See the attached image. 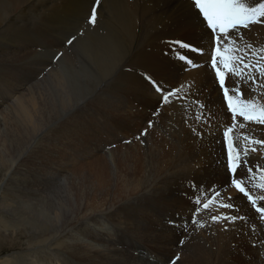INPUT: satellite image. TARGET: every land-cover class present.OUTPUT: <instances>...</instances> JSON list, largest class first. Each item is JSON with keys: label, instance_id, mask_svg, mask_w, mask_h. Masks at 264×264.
Returning a JSON list of instances; mask_svg holds the SVG:
<instances>
[{"label": "bare ground", "instance_id": "obj_1", "mask_svg": "<svg viewBox=\"0 0 264 264\" xmlns=\"http://www.w3.org/2000/svg\"><path fill=\"white\" fill-rule=\"evenodd\" d=\"M8 1L12 2L11 7H10L11 9H9V7L7 9L5 7L3 11L1 10V13L2 14L3 13H11V14H9L8 15L9 17H6L5 19L2 17L3 15L0 14V17L3 19V20H0V106H3L4 104H6L8 101L11 100V103L9 106L10 111L8 110V112H6V111H4V109L0 110V159H2V161L5 162V165L13 164L15 162V156H14L15 154L14 153L16 151L18 152L17 153L18 157H20L21 155L24 154L26 149H29L31 147L30 144L33 141H35L41 135L42 132L47 130L52 125L53 126L55 125L51 121L52 119L43 120L42 118H40V119H42V120H40L38 117L39 108H38V104L36 103V99L33 97L34 95H31V94L26 95V94H23L24 92H22L23 88H26L35 80V76L32 74H29L27 76V79L24 82L22 81L21 84L19 83L16 85L14 82L15 78L17 77L16 75L19 73H22V71H19V72H17V71L20 68H24V66L22 64L25 61L23 62V60L25 58L34 59L39 54V51L37 50L38 49L37 47L39 44H37L34 41L35 38L34 37L27 38V36L25 34L23 35V33H20V32L17 34L16 30H18L19 27H16L14 25L15 24L14 21H20V19H21V21L24 20L25 17L23 15L24 14L23 12L25 9H27L26 7L36 6L35 7V10H36V9H39L40 7L44 8V6H45L44 10H46L47 9L46 5L50 4L48 6L49 8L47 9V11H45L46 12V16L44 18L45 27L43 28L47 32H50V29H51L50 27L52 26L53 23H55V21H53V11L55 8H57V5L63 6L62 9H59L62 12L64 10L71 11L74 9V7H80V9H81L85 4L86 5L89 4V3H87V0H46L47 4H45V5H43V0H25L23 2L21 1L22 3L19 0H8ZM118 1H120V0H118ZM121 1H123L124 4L126 5V7L124 6V9L122 8V6H121V8L123 9L124 13H127L128 16H125L121 12H114L113 13L112 18L110 17L111 20H110L109 24L107 23L108 24V27H107L108 31L111 33L107 36L105 35L106 37L104 38L105 40H103L101 51L99 49L97 50V51H99V53H98V59H99V64H100L99 67L101 66V71L103 73H106L104 80L107 81L104 84V86H106V87L104 88V90L102 89L103 94L101 96L109 95V96L115 97V100L108 101L109 105L106 106L105 111L107 113H114L116 108H119L118 104H115V103H119V104L123 105L124 103L127 102V104L125 105L126 110L125 109L123 110L125 112V116L127 115L128 117L137 118V119L143 118V120L148 118V117L151 118V120L156 118L157 117L156 115H155V117H153V115H152L153 112L154 113L159 112V116H165L167 113V106H164L163 108H161L159 106L158 94L155 93V91L153 90L151 85L143 78L145 73H147L148 75H151L158 82H162L165 85V87H175L181 83H185L186 85H190V88L188 89L189 100H190V98L203 99L205 102H207V104H209L208 108H209V110H211V112L216 111L217 109H220L219 107H220L221 103H223V102H220V104H219L218 103L219 100H217V98L220 97V100H221L222 94L218 88L216 78L212 74V69L208 66V63H207V60H208L207 53L209 50V45L211 43L210 30H208L206 28V26L204 24H202L201 21L199 19H197L195 17V15L190 11L189 0H149L152 3L148 2L146 4H143V6H145V7H142V9H139V6L142 5V2H141L142 0L141 1L140 0H121ZM158 1H160V2H158ZM110 3H112V2H110ZM138 4H139V6H138ZM158 4H161L163 7L158 6ZM119 5H120V3H119ZM121 5H122V3H121ZM146 7H150L151 9H146ZM101 8H100L99 12L101 11ZM21 13H23V14H21ZM76 13H77V11H76ZM78 13H80V12H78ZM30 17H31V15H30ZM106 17H105V19L109 18V17H107V18ZM27 20H28V18H27ZM60 22H61V20H60ZM105 23H106V21H105ZM56 24H57V22H56ZM142 24H146V25L156 24L159 28L160 36L162 34L160 40L155 41V42H151L145 47L144 46L138 47L140 45L136 46V44L134 45V42H135L133 39L134 34L133 33L132 34L127 33L125 30H129L131 28L137 27V26L142 25ZM47 27H49V29ZM13 30H15V32ZM92 31H95V30H92ZM244 31H245L246 38L248 40L259 43V44H264V27L254 26L252 28L251 32H248L247 30H244ZM27 32H30V31L27 30ZM38 32L41 33L39 30H36V31L33 30L34 35L38 34ZM92 34H93V32H92ZM150 36H149V38H150ZM144 38H146V37H144ZM157 38H159V36ZM81 40H83V39H81ZM174 40H182L184 42L191 43L195 47L204 48L205 54L203 56H201L197 53L189 52L187 49H180L178 46L168 43V42L174 41ZM145 41H147V39ZM94 44H96V43H93V45ZM93 45H92V47H93ZM107 45H108V47H107ZM74 46H76V45H74ZM86 47H88V46H86ZM96 47H99V45ZM89 48H91V47H89ZM116 50H127V51L125 52L124 55H122L121 58H118L119 55L117 54ZM177 53L189 56L190 58L194 59L201 66L197 67V68L187 67L184 64V62L178 58ZM89 57H90V54H89ZM117 58L119 59L118 61H117ZM37 64H40V63H37ZM29 65H30V63H29ZM89 65L92 66L90 63H89ZM117 66L119 67V69L124 70V72L122 71L124 73V75L122 77V74H121V77L114 79L115 74H116V71H114V70H115V67H117ZM138 67H141V68H138ZM29 68H31V67H29ZM138 69L139 70L140 69H146L147 71L145 70L146 72L142 71L143 73H141V72H139ZM36 73H38V72H36ZM58 74H60L62 76L61 72ZM119 74H120V72H119ZM60 75H57V76L60 77ZM73 75H74V73H73ZM52 79H53V77H52ZM94 79H96V78H94ZM74 80H75V78H74ZM47 81H48V79H47ZM230 81H231V79H230ZM57 83H56V85H57ZM229 83H231V82H229ZM229 83H227V84H229ZM229 85H231V84H229ZM41 87H43V86H41ZM60 87H62V86L60 85ZM38 88H40V87H38ZM57 88H58V86H57ZM243 90H245L247 96L253 95L252 93L247 92V89H243ZM53 91H54V89H53ZM55 91H56V89H55ZM257 91L258 92H264V89H258ZM99 93H98V95H99ZM61 94H63V93H61ZM138 94L143 95V97H144V99L142 98L143 100H141L139 103H137V100H138L137 95ZM259 99L264 101V95L259 96ZM50 100H52V99H50ZM104 100H106V99H104ZM192 100H191V102H192ZM100 101H98V102L100 103ZM52 102H54V101H52ZM43 103L45 104V102H43ZM84 103H86V102H84ZM92 103H93V101H92ZM182 103H183V107H181L180 104H176V103L171 105V106H173L172 109L176 115H178V113L181 109L190 108V102L189 101H185ZM223 104H225V102ZM93 106H94V104H93ZM48 107H49V105H48ZM50 108H52V107H50ZM212 109H213V111H212ZM222 109H223V107H222ZM96 110H93L91 112V116L89 114L90 118H92L94 116L97 117L98 114L105 113V111L98 112V109H96ZM206 110H207V108H206ZM83 111H84L83 108L77 109V110H75V112H73L71 114V116L68 118V121H66L63 124L56 123L55 128H53L50 139L52 141L56 142L57 144L59 142L60 148H58L59 146L57 147L56 145L55 146L53 145L54 147L52 148L51 143H50V145L44 146V148L41 152L44 156L45 162L42 165H41L42 162L40 164L34 163L32 165L34 168L38 167V169H37L38 175H37V178L35 177L36 179H34V182H33V180L32 181H26V183L28 185H31L32 188H34V189H33V194L31 196H28L29 197L28 201L27 202L25 201V203H24V209L26 211V214H25L26 216L24 218H21L24 222H26L30 225L36 226L39 223L38 222L39 219H37L35 214L32 215V212H34L37 214V216H41L42 218H44L42 220L44 223L46 222V220L53 222L54 226H58L60 223H62V225H63L62 229L66 230L70 226V219H72V217L71 216L68 217L70 214L68 216H66L67 214H65V211L68 210L67 212H69L70 209H72V210H74V212L77 216L82 211L83 204H84L83 199H79V197H80L79 191L82 190L83 182H81L80 183L81 186H79V182L73 181L76 179V176H78V177L83 176L82 174H79L81 171L83 173V166H78V167L76 166V164H78L77 159L82 160L84 158L95 157L96 161L98 160V161L102 162L105 159V157H104L105 145H106V143H104V142H106L105 137H107L109 134L120 133V135H121V133H125V134L127 133L126 132L127 129L117 127L113 124V122L110 121L111 119H114L117 123H119L116 120V117H114L115 116L114 114H110L107 117L101 116L100 118H103V119L100 120V122L97 125L94 124V126L93 125H90V126L84 125L83 126V119L79 118L80 116H83V114H84ZM10 113L12 114V116L14 118L9 116ZM121 113H122V110H121ZM184 113L186 114V111ZM206 113H208V112H206ZM221 114H223V113L221 112ZM221 114H220V116H221ZM87 116H88V114H87ZM181 116H182V114H181ZM193 116H194V113H193ZM205 116H206V114H205ZM213 116H214V114H213ZM217 116H218V114H216V117ZM225 116H226V114H225ZM228 116H229V114H228ZM48 117H49V114H48L47 118ZM168 117H169V114H168ZM186 118L188 119V117H185V119ZM13 119H14V125L11 124V120H13ZM66 119H67V117H66ZM182 119H183V117H182ZM87 120H89V119H87ZM171 120H168V121H171ZM209 120H207V121L209 122ZM215 121H218V120H215ZM193 122H194V120L191 119L187 123L190 125ZM199 122H201V121H199ZM171 124H173V122L169 124V127ZM251 124L257 128L250 129L248 131V133H250L251 135H254L255 137L260 136L261 139L262 138L264 139V128H261L262 126H260V125H256L253 123H251ZM173 125H175V124H173ZM8 126H10V127H8ZM182 126H184V124ZM18 127H21L22 133H20V134L18 132H16V128H18ZM138 127H139V125H138ZM113 129H116L119 131H115ZM176 129H174V130H176ZM166 132H168V131H166ZM178 132H180V131H178ZM171 134L172 133H170V136H171ZM181 135L183 136L184 133L182 134V132H181ZM24 136H26V137L19 143V141ZM178 136H179V134H178ZM213 136H215V135L213 134ZM164 137H162V138H164ZM183 137H185V136H183ZM187 137H188V135H187ZM46 139H49V138H46ZM144 139H146V138H144ZM165 139H168V138H165ZM188 139H189V137H188ZM215 139H216V137H215ZM141 140H143V139H141ZM180 140H181V138H180ZM195 140L196 139H194L193 141H195ZM160 141H162V140H160ZM160 141H158V142L160 143ZM163 141H164V139H163ZM171 141H173V140H171ZM214 142H216V140ZM237 142L240 143V141H237ZM149 143H150V141H149ZM179 143H180V141H179ZM181 143H182V141H181ZM71 144H73V145H71ZM107 144H109V143H107ZM152 144H154V143H152ZM177 144H178V142H177ZM69 145H71L72 147ZM170 145H172V144H170ZM173 145H175V143ZM192 145H193V143H192ZM65 146H69V147H65ZM179 146H180V144H179ZM214 147H213V149L210 148V150H207L208 153L205 154V157L203 156L204 160H202V161L201 160H199V161L187 160L189 162L183 164V166H184L183 169L191 168L189 173H187V174L180 175L179 170H177V167L179 166V163H177V161H180L181 158L176 157V159H177L176 163L177 164H174V166H173L175 168V170L170 172V173H166V174L162 173L163 176L160 178V180L151 181L150 178H146L143 176L144 178H146V182H145L144 179H142V178L137 179L135 177L134 179H132L130 181V183H132L131 186L126 185L125 188H123V189L120 188L121 190L119 192H115L116 194L110 195L111 197H109V199L107 198L106 203H108L109 201L112 202L111 205L109 206V209L112 208L110 216L114 222L113 223L114 229L119 235H121L122 233H125L126 231L130 232V230L132 228L133 229H140V231H135V234H136V237L139 241V244H141L140 248H143V250H142L141 256L131 255L132 258L131 257L130 258H131L133 264H144V263L145 264H168V262H166L164 257L165 258L168 257V259H169L168 261H170V260H172L171 255H173L174 253H177V250H179V248L177 246V240H176L177 238H176L175 234L172 235L173 237L168 236V235L160 236L158 233H156L154 230H152L158 224L163 223V221H164V213H163L164 208H159V209L152 211L147 206V202L149 200L152 201V200H157L159 198H167L168 196L172 195L171 193L173 192L174 188H177L178 191L184 192L185 191L184 188L189 186V184H187V180L189 177L195 178V177L204 176L207 179H209L208 184H210V185L223 186V185H226L228 183L229 174L226 172V169H225L226 150H224L225 148H223L222 146L219 147L218 149H217V147L216 148H214ZM190 148H192V147H190ZM113 149H114V147H113ZM151 149H153V148L151 147ZM69 150H72V152L69 153ZM192 150L193 149H191L190 151H192ZM194 150H195V148H194ZM7 152L10 155L6 157ZM199 153H200V150H199ZM193 156H195V155L193 154ZM186 158H189V157H186ZM115 159H116V157H115ZM192 159H194V158H192ZM122 160H123V158H122ZM249 162H250V164H253V166L258 163L261 167H264V148L260 149V151L257 153H253L250 157ZM117 165H118V163H117ZM170 165H172V164H170ZM119 166H120V164H119ZM114 167H116V166H114ZM115 169H117V168H115ZM100 171L101 170H99V172ZM104 171H106V170H104ZM131 172H133V171H131ZM107 173H109V172H107ZM111 173H112V171H111ZM146 173H148V172H146ZM146 173H145V175H146ZM149 175L151 176V174H149ZM241 175H243V174H241ZM112 176H113L112 179L114 180L115 171L112 173ZM71 178H72V181H71ZM112 179L110 177H108V175L104 174L103 177H101L99 180V185H100L101 189L102 188L106 189L109 187L111 188ZM116 180H117V178H116ZM190 181H191V179H190ZM45 183L49 184V185H51V184L56 185L57 183H59V186L62 187L63 192L65 193V200L64 199L63 200L50 199V201H47L49 199H47V197H45L46 194H45V196H43V193L46 190L41 189V190H39V193H37L36 188L38 186L45 185ZM140 183H142L144 185L141 186ZM203 183H204V180H203ZM89 186H90V184H89ZM246 186L249 188V191L252 193L253 196L264 195V191L258 192L255 188H252L251 184L247 183V181H246ZM42 187L43 186H41V188ZM113 187H115V186H113ZM70 188L76 189V191L69 190ZM44 189H46V188L44 187ZM96 189H98V188H96ZM118 190H119V188H118ZM230 190H232V191H230ZM109 192H110V190H109ZM190 193H191V195H188L186 192L183 198L179 197V199H178L179 200L177 203L178 207L176 208V216H175L176 217L175 227H177V229H175V231L177 232L179 230V233L184 231V229H185L184 226H186V228H187L191 225L188 222L190 221L192 211L194 210V206L192 205L189 197L193 196V190L190 191ZM60 195H62V194H60ZM228 195L232 196V198H233L232 201H234L235 202L234 204L239 207V213H237L234 210H229V209H226V211L224 213H230L233 215H236V214L246 215L250 218L248 224L250 225V223H253L255 221L256 214H255L254 209L247 202L246 198H243L242 195L239 194L234 187H229L227 190V193H222V197H223L224 202H227V196ZM36 196L38 199L37 203L36 204L30 203V201L33 198H35ZM95 198H97V197H95ZM139 200L145 201L142 208L139 207V204H136L137 201H139ZM7 201H8V198L4 195L1 199V205L4 207L13 206V204L8 203ZM64 201L66 202L68 209H63L62 202H64ZM102 203H105V202H102ZM27 204H28V206H27ZM163 204H162V206H163ZM96 205H98V204H96ZM127 205H130L131 207H127ZM260 205H264V202H260L259 206ZM91 208H89V209H91ZM18 209H20L19 206L15 207L14 210L17 211ZM211 213H212V209H211ZM211 213H210V216H211ZM91 218H90V220H91ZM202 220L207 223L208 226L205 227V229L208 233V236L210 238H212V245L213 246L215 245L214 248H219V251H218L219 253H217V254L220 255V258L224 261V263H226L227 261H230V259H232L233 261L240 260L239 264H246V263L251 264V262H247V261L248 260L252 261V259L256 258L255 257L256 256L255 246L257 244L259 245L260 240H259V237L257 235H256L255 239L251 238L253 236V233H252V231L248 230L249 232H247L245 230V226H246L245 224H243L241 222H237L236 225H228L229 230L224 231V230H222V225L211 222L210 217L209 218H202ZM94 223H96V222L94 221ZM178 223H179V225H178ZM259 224H260V222H259ZM247 227L248 226H246V229H247ZM94 228H92L93 231H94ZM248 228H250V227H248ZM97 229L99 231V230H102L103 228L101 229L98 227ZM257 230H258V228H257ZM132 232H134V231H132ZM262 233H264V232H262ZM101 234L102 235L100 237H97L98 239L103 238L102 240H104L105 242L111 241V239L103 236L104 230H102ZM54 235L55 234L52 233L51 236H54ZM92 237H93V235H92ZM76 239L78 241L76 243L77 245L75 246V249H78L79 252L82 253L83 259L85 258V260L88 261V263L94 262L95 264H97V261H96L97 256L95 253H97V255H100L101 257L111 258V257L116 256V254H114V253H116L115 251H118L116 247L111 246L107 243L104 244V243H102L103 241H101L99 243H96V241H95L96 244L93 242H92L93 244L88 243V242H90V241H88L87 242L88 244H86L83 242L86 238L84 240L81 238H76ZM263 239H264V237H263ZM185 242H187V241H185ZM200 242H203V241H200ZM97 244L102 245V249L97 247L96 246ZM198 244H201V243H199V239H198ZM232 244L233 245L235 244V246L238 249H234ZM136 245H137V243H136ZM205 246H206V244H205ZM262 246H264V245H262ZM199 247H202V246H199ZM258 248H259V246H258ZM200 249L198 250V252L200 251ZM259 250H260V248H259ZM208 251H210V250H208ZM190 252L193 253V251H190ZM121 253H123V252H121ZM247 253H250V254L247 255ZM199 254L203 255L202 253H199ZM213 255L215 256V253ZM146 256H156L157 258H156V260H152L151 258H148ZM188 256H189V254H188ZM246 256H249V257L246 258ZM117 257H119V256H117ZM198 257H199V255H198ZM198 257H197V259L199 260ZM257 257H258V261L261 263L263 256L260 257L259 255H257ZM185 259H186V257H185ZM188 259L190 260V258H188ZM201 259L203 260V261H201V264H206L205 259L203 257H201ZM121 260H122V258H121ZM181 260H183V259H181ZM212 261H213V259H212ZM263 261H264V259H263ZM103 262H104V260H103ZM138 262H140V263H138ZM218 262L220 263V261H218ZM195 263H196V260H195ZM101 264H102V262H101ZM108 264H109V262H108ZM207 264H208V262H207ZM231 264H233V263H231ZM262 264H264V262Z\"/></svg>", "mask_w": 264, "mask_h": 264}, {"label": "rangeland", "instance_id": "obj_2", "mask_svg": "<svg viewBox=\"0 0 264 264\" xmlns=\"http://www.w3.org/2000/svg\"><path fill=\"white\" fill-rule=\"evenodd\" d=\"M19 1L23 2L25 0H19ZM110 2H112V3H110ZM141 2H142V5L139 6V4H138L139 9H142V7H145V6H143V4H146L150 1L149 0H142ZM158 2H160V1H158ZM87 3H89V4H87V5L85 4L84 5L85 7L83 6L81 9H80V7H74L73 6L74 7L73 10H71V11L64 10L65 12L64 11L61 12L59 10V9H62L63 6L57 5V8H55L53 11V21H55V23L52 22L53 24L50 27L51 28L50 32H47L46 30L43 29L45 27V24H44V18L46 16L45 11H47V9L49 8L48 6L50 4L46 5V7H47L46 10H44L45 6H44V8L40 7L39 9H36V10H35L36 6L26 7L27 9L24 10V12H23L24 14L21 13L25 17L24 20L21 21V19H20V21H14V23H15L14 25L16 27H19L18 30H16L17 34L20 32V33H23V35L25 34L27 36V38H29V37L35 38L34 41L37 44H39L37 47L39 54L34 59L25 58L23 60V62L25 61L22 64L24 66V68H20L17 71V72L22 71V73H19L16 75L17 77L15 78L14 82L16 85L19 83L21 84L22 81L24 82L27 79V76L29 74H32L35 76V80L29 86H27L26 88H23L22 92H24L23 94H26V95H30V94L34 95L33 97L36 99V103L38 104V108H39V112H38L39 119L40 118H42L43 120L52 119L51 121L55 125H56V123L63 124L66 121H68V118L71 116V114L73 112H75V110L83 108V110L85 112L83 111V113H84L83 116L79 117V118L83 119V126L84 125H86V126L93 125L94 126V124L97 125L100 122V120L103 119V118H100L101 116L107 117L110 114H114L115 115L114 117H116V120L119 123H117L114 119H111L110 121L113 122V124L117 127L127 129V131H126L127 133L126 134L121 133V135H120V133L109 134L107 137H105V140H106V142H104V143H106L105 153H104L105 159L102 162H100L98 160L96 161L95 157L84 158L82 160L77 159L78 164H76V166L77 167L83 166V173H82V171L79 173V174H82L83 176L82 177L76 176V179L73 181L79 182V186H81L80 183L83 182L82 190L79 191V196H80L79 199H83L84 204H83L82 211L77 216H76L74 210H72V209H70L69 212H67L68 210L65 211V214H67L66 216H68L70 214L68 217H70V216L72 217V219H70V226L66 230L62 229L63 228L62 223H60L58 226H54L53 222H51L49 220H46V222L44 223L42 221L44 218H42L41 216H37V214L34 212H32V215L35 214L37 219H39L38 220L39 223L36 226L30 225L21 219V218H24L26 216L25 215L26 211L24 209V203H25V201L26 202L28 201V199H29L28 196H31L33 194V189H34V188H32L31 185H28L26 183V181H32L33 180V182H34V179H36L37 175H38V171H37L38 167L34 168L32 165L34 163L40 164L41 162H42L41 163V165H42L45 162L44 156L41 152L43 150L44 146L50 145V143H51L52 148L55 145L57 147L59 146L58 148H60L59 142L57 144L56 142H54L50 139L53 128H55V125L54 126L52 125L47 130L42 132L41 135L35 141H33L30 144L31 147L29 149L25 150L23 155L18 157V154H17L18 152L16 151L14 153L15 154L14 155L15 156V162L13 164L5 165V162L2 161V159H0V264H95L94 262L88 263V261H86L85 258L83 259L82 253H80L78 249H75V246L77 245L76 243L78 241L76 238H81L83 240L86 238L83 241L86 244L92 243V242L95 243V241H96V243L103 241L102 243H104V244L107 243V244L117 248L118 251H115L116 253H114V254H116V256L111 257V258L101 257L100 255H97V253H95L97 256V260H96L97 264H101V262H102V264H108V262H109V264H119V263L120 264H129V263L133 264V262L131 260V258H132L131 255L141 256L142 250H143V248H140L141 244H139V241H138L136 234H135V231H140V229H133L132 228L130 230L131 233L129 231H126L125 233H122L121 235H119L114 229V225H113L114 222L110 216L112 208L109 209V206L111 205L112 202L109 201L108 203H106L107 198L109 199V197H111L110 195H114V194H116L115 192H119L121 190L120 188L123 189V188H125L126 185L131 186L132 183H130V181L132 179H134L135 177L137 179L142 178L145 180V182H146V178H150L151 181H158L163 176L162 173L166 174V173H170V172L174 171L175 168L173 166H174V164H177V163H179L177 170H179L180 175L187 174V173H189V171L191 169V168L183 169V167H184L183 164L189 162L187 160H190V161L201 160L202 161V160H204L205 154L208 153L207 150H210V148L213 149L214 146H215L214 148L217 147V149L221 146L223 148H225V145L222 142L223 141L222 133H223L225 127H228L231 125V118L229 117L230 113H228L227 108H226V102H225V104H223L224 101H223V99L220 100V97L217 98V100H219L218 103L219 104H220V102H223V103H221V105L219 107L220 109H217L216 111H213V109H212L213 112H211V110H209V108H208L209 104H207V102H205L203 99H200V98H198V99L197 98H190V100L188 98L186 101L190 102V108L181 109L179 111L178 115H176L173 112V109H172L173 106L168 105L166 115L165 116H159L158 115L156 118L153 119V121H155L154 126L151 128H148V134L146 136L141 135V133L145 128L148 127V121L151 120V118L148 117V118L143 120V118L137 119V118L128 117L127 115L125 116V112L123 110L124 109L126 110L125 105L127 104V102L124 103L123 105H121L119 103H115V104H118V106H119V108H116V110H115L116 113L115 112L114 113H107L105 111L106 106L109 105L108 101L115 100V97L109 96V95L101 96L103 94L104 88L106 87V86H104V84L107 81L104 80L106 73H103L101 71V66L99 67V65H100L99 59H98L99 51H97V50L99 49L101 51L103 40H105L104 38L111 33L108 31L107 27H108V24L112 18L113 13L114 12H121L125 16H128V15H127V13H124V11H123L124 6L126 7V5L124 4L123 1H121V0L120 1H118V0H115V1L114 0H112V1L111 0H109V1L108 0H101V4H100L101 6H99L97 8V13H98L97 24L91 25L88 22V17H89L88 15L90 14L91 9L95 6V4H94V0H87ZM119 3H120V5H119ZM121 3H122V5H121ZM150 3H152V2H150ZM11 4H12L11 1L0 0V14H2L1 10L3 11L5 7L7 9H8V7H9V9H11L10 8ZM45 4H47L46 0H43V5H45ZM121 6L123 9L121 8ZM158 6L163 7L161 4H158ZM100 8H101V11L99 12ZM146 9H151V8L146 7ZM76 11H77V13H76ZM78 12H80V13H78ZM9 14H11V13H3L2 17L5 19L6 17H9L8 16ZM30 15H31V17H30ZM106 16L109 18H107ZM105 17L107 19H105ZM27 18H28V20H27ZM0 20H3V19L0 17ZM60 20H61V22H60ZM105 21H106V23H105ZM56 22H57V24H56ZM150 25L142 24V25H139L137 27H134V28H131V29L125 30V31L127 33H131V34L133 33L134 34V36H133V39L135 41L134 45L136 44V46L140 45L138 47H143V46L145 47L151 42L159 41L161 36H162V34L160 36L159 28L156 24H150ZM47 28L49 29V27H47ZM27 30H29L30 32H27ZM33 30L34 31L39 30L41 33L38 32V34L34 35ZM92 30H95V31H92ZM13 31L15 32V30H13ZM92 32H93V34H92ZM73 36H75L76 39L73 41L72 44H68L67 40L71 39V37H73ZM149 36H150V38H149ZM158 36H159V38H157ZM144 37H146V38H144ZM81 39H83V40H81ZM146 39H147V41H145ZM93 43H96V44L93 45ZM74 45H76V46H74ZM92 45H93V47H92ZM95 45L96 46L99 45V47H96ZM86 46H88V47H86ZM89 47H91V48H89ZM107 47H108V45H107ZM126 51L127 50H116L117 54L119 55L118 58H121L122 55H124ZM59 53H62L63 55L59 59H54L53 58L54 54H59ZM89 54H90V57H89ZM118 58H117V61L119 60ZM36 62L40 63V64H37ZM29 63H30V65H29ZM89 63L92 66H90ZM29 67H31V68H29ZM138 68H141V67H138ZM145 70L146 69H140L139 72H141V73L146 72L147 70L146 71ZM114 71H116L114 79L121 77V74L123 77V75H124L123 69H119V67L117 66V67H115ZM36 72H38V73H36ZM60 72H61L62 76L60 74H58ZM119 72H120V74H119ZM73 73H74V75H73ZM212 74L215 76L213 70H212ZM57 75H60V77ZM52 77H53V79H52ZM46 78L48 79V81ZM74 78H75V80H74ZM94 78H96V79H94ZM229 82H231V83H229ZM56 83H57V85H56ZM226 83L232 84L233 81L232 80L230 81V79H229L228 81H226ZM60 85L62 87H60ZM41 86H43L44 88ZM57 86H58V88H57ZM38 87H40V88H38ZM53 89H54V91H53ZM55 89L57 92L55 91ZM57 89L59 91L60 90L61 91L59 92ZM61 93H63V94H61ZM98 93H99V95H98ZM137 96H138L137 103H139L141 100L144 99L143 95L138 94ZM50 99H52V100H50ZM104 99H106V100H104ZM191 100H192V102H191ZM195 100H200L201 102H203L206 105V108L208 110V111L207 110L205 111L206 116L210 112V120L207 119V120H209V122L208 121L205 122L204 120H202L203 122L202 121L199 122V121L195 120V118H194L195 112L197 111L196 109H198V106L194 102ZM42 101L45 102L46 105ZM52 101H54V102H52ZM92 101H93V103H92ZM98 101H100V103ZM84 102H86V103H84ZM10 103H11V100L8 101L3 106H0V110L4 109V111H6V112H8V110L10 111V107H9ZM93 104H94V106H93ZM48 105H49V107H48ZM50 107H52V108H50ZM222 107H223V109H222ZM96 109H98V112L105 111V113H101V114H98L97 117L94 116V117L90 118L91 112L93 110H96ZM121 110H122V113H121ZM183 111L184 112L186 111V114ZM206 112H208V113H206ZM221 112L223 114H221ZM193 113H194V116H193ZM212 113L214 114V116ZM48 114H49V117L47 118ZM87 114H88V116H87ZM89 114H90V116H89ZM168 114L172 120L168 117ZM181 114H182V116H181ZM216 114H218L217 117H216ZM220 114H221V116H220ZM225 114H226V116H225ZM228 114H229V116H228ZM152 115H153V117H155L154 112ZM9 116L13 117L11 113L9 114ZM66 117H67V119H66ZM182 117H183V119H182ZM185 117H188V119L187 118L185 119ZM42 119H40V120H42ZM87 119H89V120H87ZM191 119L194 120V122L192 124H190L191 128H195L197 130V132L203 133L202 136H197L195 133H193L191 128L188 127L189 124L187 122ZM238 119H240L242 122V118H238ZM168 120H171V121H168ZM215 120H218V121H215ZM169 122L170 123L173 122V124H175V125L171 124L169 127V124H170ZM11 124L14 125V119L11 120ZM183 124H184V126H182ZM138 125H139V127H138ZM8 127H10V126H8ZM173 128L174 129L177 128V129L174 130ZM253 128H257V127H255L254 125L249 123L247 125L246 131L248 132L250 129H253ZM261 128H264V126H262ZM113 130L119 131L116 129H113ZM166 131H168V132H166ZM178 131H180V132H178ZM241 131L242 130L239 129V127L235 130V135L237 137V141H239V135H240ZM16 132H18L19 134L22 133L21 127L16 128ZM181 132H182V134L184 133L183 136H185V137H183L181 135ZM170 133H172L171 136H170ZM178 134H179V136H178ZM213 134L215 136H213ZM187 135H188L189 139H188ZM25 137L26 136H24L19 141V143ZM162 137H164V138H162ZM215 137H216V139H215ZM258 137L260 138V136H258ZM46 138H49L50 140L46 139ZM144 138H146V139H144ZM165 138H168V139H165ZM180 138H181V140H180ZM141 139H143V140H141ZM163 139H164V141H163ZM194 139H196L195 140L196 142L193 141ZM214 139L216 140V142H214L215 141ZM160 140H162V141H160ZM171 140H173V141H171ZM149 141H150V143H149ZM158 141H160V143ZM179 141H180V143H179ZM181 141H182V143L183 142L184 143L182 144ZM177 142H178V144H177ZM107 143H109V144H107ZM152 143H154V144H152ZM169 143L172 145H170ZM174 143H175V145H173ZM192 143H193V145H192ZM179 144H180V146H179ZM71 145H73V144H71ZM71 145H69V146H71ZM69 146H65V147H69ZM189 146L192 148H190ZM113 147H114V149H113ZM151 147L153 149H151ZM194 148H195V150H194ZM191 149H193V150L190 151ZM199 150H200V153H199ZM224 150H226V149H224ZM71 152H72V150H69V153H71ZM193 154L195 156H193ZM9 155L10 154L7 152L6 157ZM115 157H116V159H115ZM176 157L181 158L180 161H177V163H176V160H177ZM186 157H189L190 159L186 158ZM122 158H123V160H122ZM192 158H194V159H192ZM117 163H118V165H117ZM119 164L121 167L119 166ZM170 164H172V165H170ZM114 166H116V167H114ZM115 168H117V169H115ZM99 170H101V171L99 172ZM104 170H106V171H104ZM111 171H112V173L115 171L114 180L112 179L113 176H112ZM131 171H133V172H131ZM107 172H109V173H107ZM146 172H148V173H146ZM145 173H146V175H145ZM104 174L108 175V177H110L112 179L111 188L109 187L106 189H104V188L101 189V187L99 185V180L101 177H103ZM149 174H151V176ZM143 176L146 178H144ZM116 178H117V180H116ZM190 179H191V181H190ZM203 180H204V183H203ZM71 181H72V178H71ZM190 182H194L196 185H198L200 187H204V188L211 186L210 184H208L209 179H207L204 176L195 177V178L189 177L187 180V184L190 185ZM89 184H90V186H89ZM140 184H141V186L144 185L142 183H140ZM41 186H43V187L41 188ZM41 186H38L36 188V192L39 193V190H41V189L46 190V191H44L43 196H45V194H46L45 197H47V199H49L47 201H50V199H58V200L64 199L65 200V193L63 192L62 187L59 186V183H57L56 185L55 184L49 185V184L45 183V185H41ZM113 186H115V187H113ZM44 187L46 189H44ZM96 188H98V189H96ZM118 188H119V190H118ZM184 189H185V191L182 192V191H178L177 188H174L173 192L171 193L172 195L168 196L167 198H159L157 200H152V201L149 200L147 202V206L152 211L159 209V208H164V211H163L164 221H163V223L158 224L152 230H154L160 236L168 235V236L173 237L172 235L175 234V236L177 238L176 240H177V246H178L179 250H177V253H174L173 255H171L172 260L175 259L177 256H179L180 260H177L176 264H187V263L188 264H194L195 260H196L195 264H201V261H203L201 259V257H203L206 261V264H207V262H208V264H216V263L217 264H221V263L222 264H227V263L228 264H231V263L239 264L240 260L233 261L232 259H230V261H227L226 263H224V261L220 258V255L217 254V253H219L218 252L219 248H214L215 245L214 246L212 245V238H210L208 236V233H207L205 227L196 228L195 226L190 225L187 228H186V226H184L185 229L181 233H179V230L177 232L175 231V229H177V227H175V223H176V217L175 216H176V208L178 207V204H177L179 201L178 199H179V197L183 198L186 192L188 195H191L190 191L193 190L189 186H187ZM69 190L76 191V189H72V188H70ZM109 190H110V192H109ZM256 190L258 192H260V190H258V189H256ZM230 191H232V190H230ZM60 194H62V195H60ZM4 195L8 198L7 202L10 204H13V206L4 207L1 205V199ZM95 197H97V198H95ZM35 198H33L30 201V203L36 204L37 200H38L37 196ZM221 199L223 200L222 196H221ZM102 202H105L106 204L102 203ZM144 202H145L144 200H142V201L139 200V201H137L136 204H139V207L142 208L144 205ZM231 202H234V201H231ZM62 204H63V206H62L63 209H68L65 201L62 202ZM96 204H98V205H96ZM162 204H163V206H162ZM18 206L20 207V209L15 211L14 210L15 207H18ZM27 206H28V204H27ZM260 206H264V205H260ZM127 207H131V206L127 205ZM89 208H91V209H89ZM211 209H212V213L209 210H202L199 213L198 218L200 220H202V218H209L210 213H211V215L212 214H221V213H224L226 211V209H223V208H220L221 210L216 209L215 205L211 206ZM90 218H91V220H90ZM93 220L96 223H94ZM254 222L250 223V225L247 224L246 226H248L250 228H252V225L258 226V227L256 226V235L259 237L260 242H259V245L257 244L255 246V248H256V252H255L256 256L255 257L256 258L252 259V261L248 260L247 262H251V264H262L264 262L263 261V259H264V246H262V245H264V244H261V243L264 242L263 241L264 240L263 239L264 233H262V232H264L263 231L264 227H261V223L259 224L260 221H259V217L257 215L255 216ZM178 225H179V223H178ZM246 226H245V230L247 232L251 231V229L248 227L246 229ZM98 227L101 229L103 228L102 229V230H104L103 236L111 239V241L105 242L104 240H102L103 238H99V239L97 238V237H100L102 235L101 234L102 230H99L100 231L99 232L97 229ZM92 228H94V231ZM257 228H258V230H257ZM132 231H134V232H132ZM52 233H54L55 235L51 236ZM92 235H93V237H92ZM198 239H199V243H201V244H198ZM88 241H90V242H88ZM181 241H183V243H181ZM185 241H187L188 243ZM200 241H203V242H200ZM136 243H137V245H136ZM205 244H206V246H205ZM96 246L102 249V245L97 244ZM199 246H202V247H199ZM232 246L234 247V249H238L235 246V244L234 245L232 244ZM258 246H259L260 250H259ZM199 249H200V251L198 252ZM208 250H210V251H208ZM190 251H193V253ZM119 252L120 253L123 252V253L120 254ZM199 253H202L203 255H200ZM214 253H215V256L213 255ZM188 254H189V256H188ZM249 254L250 253H247V255H249ZM198 255H199V257H198ZM257 255H259L260 257L263 256L262 257L263 262L261 261V263H260L258 261ZM117 256H119V257H117ZM146 257L151 258L152 260H156V258H157L156 256H146ZM185 257H186V259H185ZM187 257L190 258V260ZM197 257L199 258V260L197 259ZM247 257H249V256H246V258ZM121 258L123 261L121 260ZM164 259L166 260V262H168V264H171L172 260L168 261L169 260L168 257H166V258L164 257ZM181 259H183V260H181ZM212 259H213V261H212ZM103 260H104V262L105 261L106 262L104 263ZM218 261H220V263ZM140 262H138V263H140Z\"/></svg>", "mask_w": 264, "mask_h": 264}, {"label": "snow or ice", "instance_id": "obj_3", "mask_svg": "<svg viewBox=\"0 0 264 264\" xmlns=\"http://www.w3.org/2000/svg\"><path fill=\"white\" fill-rule=\"evenodd\" d=\"M94 4L95 6L91 9L88 17V22L91 25L97 24V8L100 6L101 0H94ZM189 9L210 30L211 43L207 53V63L214 71L222 99L226 102L231 125L226 127L222 133V142L226 149L225 169L229 174V181L223 186L211 185L207 188L190 182L189 187L193 189V196L189 199L194 210L188 223L196 228L207 227V223L200 220L198 216L202 210L211 211L212 205H215L216 209H229L239 213V207L231 202L233 200L231 195L227 196L228 202L220 199L222 193H227L229 187H234L243 198H246L259 217L261 227H264V206H259L260 202H264V195L253 196L246 186L247 181L252 188L264 191V167L258 163L253 166L249 162L253 153L264 148V139L257 138L246 131L249 123L264 126V101L259 99V96L264 95V92L257 91L264 89V44L248 40L244 31L251 32L254 26L264 27V0H189ZM75 39L76 37L73 36L67 40V43L72 44ZM168 43L201 56L205 54L204 48L195 47L182 40ZM62 55V53L54 54L53 58L59 59ZM177 55L187 67L201 66L187 55L180 53ZM143 78L158 94V104L161 108L174 103L183 107L182 102L188 99L190 85L181 83L175 87H165L162 82H158L147 73ZM229 79L233 81L231 85L226 83ZM243 89H247V92L253 95L247 96ZM194 102L198 106L195 120L206 122L207 119H210V112L205 116L206 105L200 100ZM154 115L158 116L159 112ZM238 118H242V122ZM154 123L155 121L149 120L148 127L142 131L141 135L146 136L148 128L153 127ZM237 127L242 130L239 135L240 143L237 142L235 135ZM191 130L197 136L203 135L195 128H191ZM249 219L246 215L230 213L210 216L211 222L221 224L224 231L229 230L228 225H236L237 222L247 225ZM251 231L253 233L251 238L255 239V225H252ZM179 258L177 256L171 261V264H176Z\"/></svg>", "mask_w": 264, "mask_h": 264}]
</instances>
